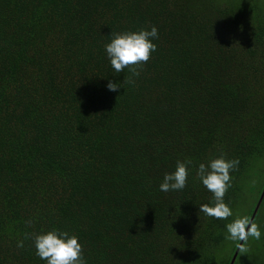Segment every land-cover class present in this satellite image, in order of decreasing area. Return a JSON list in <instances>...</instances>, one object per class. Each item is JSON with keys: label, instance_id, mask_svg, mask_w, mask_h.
Here are the masks:
<instances>
[{"label": "trees", "instance_id": "16d2710c", "mask_svg": "<svg viewBox=\"0 0 264 264\" xmlns=\"http://www.w3.org/2000/svg\"><path fill=\"white\" fill-rule=\"evenodd\" d=\"M151 26L140 75L115 72L105 45ZM222 155L226 220L197 177ZM263 187L264 0H0V264H47L31 237L52 230L87 264H229ZM252 222L233 264H264V196Z\"/></svg>", "mask_w": 264, "mask_h": 264}, {"label": "clouds", "instance_id": "9594fccd", "mask_svg": "<svg viewBox=\"0 0 264 264\" xmlns=\"http://www.w3.org/2000/svg\"><path fill=\"white\" fill-rule=\"evenodd\" d=\"M158 29L151 26V29H141L137 32L116 33L110 43L105 45L106 54L115 72L120 73L125 68L130 69L132 76L140 75L139 69L146 64L157 45L153 43L158 39ZM124 83H134L131 77L126 76ZM111 91H117L121 85L109 82L107 85ZM188 161H177L176 170L172 173H165L163 182L160 184V191L170 192L183 190L188 179ZM238 159L228 160L223 155L212 159L208 164L201 163L197 169V177L203 185L213 194L215 201L213 206L208 204L200 205V212L216 219H228L233 215L231 208L224 202L225 194L231 187L230 172L237 170ZM254 183V181H253ZM31 224V221L28 222ZM228 239L232 241H244L254 238L259 240L261 232L256 223L250 222L247 217L237 218L227 225ZM26 238H28L26 236ZM37 256L45 260L47 264H87L83 255V245L76 235H70L67 231L52 230L46 234H32ZM23 241L17 243V247L23 248ZM240 251L246 253L248 249L239 245Z\"/></svg>", "mask_w": 264, "mask_h": 264}, {"label": "water", "instance_id": "95a60500", "mask_svg": "<svg viewBox=\"0 0 264 264\" xmlns=\"http://www.w3.org/2000/svg\"><path fill=\"white\" fill-rule=\"evenodd\" d=\"M263 196H264V187H263L262 192H261V194H260V196H259V199H258V201H257V203H256V205H255V207H254V210H253V212H252V214H251V216H250V218H249V221H250V222L253 221V218H254V216H255L257 210H258V207H259V205H260V203H261V201H262V199H263ZM242 243H243V241H239V243H238V245H237V247H236V249H235V251H234V254L232 255V258H231L229 264H233V263H234V261H235V259H236V257H237L238 251H239V249H240V248H239V245H241Z\"/></svg>", "mask_w": 264, "mask_h": 264}, {"label": "rangeland", "instance_id": "374dc122", "mask_svg": "<svg viewBox=\"0 0 264 264\" xmlns=\"http://www.w3.org/2000/svg\"><path fill=\"white\" fill-rule=\"evenodd\" d=\"M246 208H247V205H246Z\"/></svg>", "mask_w": 264, "mask_h": 264}]
</instances>
